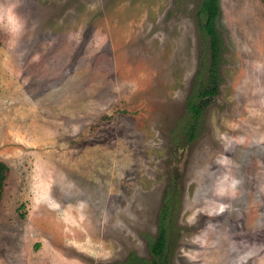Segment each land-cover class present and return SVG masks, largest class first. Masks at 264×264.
<instances>
[{
  "label": "rangeland",
  "instance_id": "374dc122",
  "mask_svg": "<svg viewBox=\"0 0 264 264\" xmlns=\"http://www.w3.org/2000/svg\"><path fill=\"white\" fill-rule=\"evenodd\" d=\"M201 3L0 0V264L150 258L167 203L173 264H264V2L219 0L190 140Z\"/></svg>",
  "mask_w": 264,
  "mask_h": 264
},
{
  "label": "trees",
  "instance_id": "16d2710c",
  "mask_svg": "<svg viewBox=\"0 0 264 264\" xmlns=\"http://www.w3.org/2000/svg\"><path fill=\"white\" fill-rule=\"evenodd\" d=\"M262 1L264 2V0ZM219 11V0H202L197 13L200 30L210 39L211 63L208 84L200 87L199 90L193 91L187 99V107L192 116L188 129L190 140L197 134L201 115L206 104L205 98L216 95L219 89L221 51L223 47V38L217 26ZM200 99H204L203 102ZM9 171V165L5 161L0 160V203L3 199ZM173 212L174 210L170 203H167L161 210L159 231L150 243V251L153 258L147 259L135 256L134 260L131 259L132 262L139 264H173L170 258L169 243L170 231L173 227Z\"/></svg>",
  "mask_w": 264,
  "mask_h": 264
},
{
  "label": "flooded vegetation",
  "instance_id": "af4514ba",
  "mask_svg": "<svg viewBox=\"0 0 264 264\" xmlns=\"http://www.w3.org/2000/svg\"><path fill=\"white\" fill-rule=\"evenodd\" d=\"M152 254V253H151ZM143 258H145V257H143ZM153 258V256H151L150 258H147V259H152ZM128 260H130V258L128 259ZM131 261V260H130ZM128 262V261H127ZM132 262V261H131ZM131 264H139V263H134V262H132Z\"/></svg>",
  "mask_w": 264,
  "mask_h": 264
},
{
  "label": "bare ground",
  "instance_id": "6f19581e",
  "mask_svg": "<svg viewBox=\"0 0 264 264\" xmlns=\"http://www.w3.org/2000/svg\"><path fill=\"white\" fill-rule=\"evenodd\" d=\"M259 44V42H257V44L256 45H258ZM26 103V102H25ZM29 106V105H28ZM37 112V111H36ZM30 113V112H29ZM32 113V112H31ZM38 113V112H37ZM37 116V115H36ZM24 118V117H23ZM15 128V127H14ZM20 129V128H19ZM31 129V128H30ZM71 232V231H70Z\"/></svg>",
  "mask_w": 264,
  "mask_h": 264
}]
</instances>
